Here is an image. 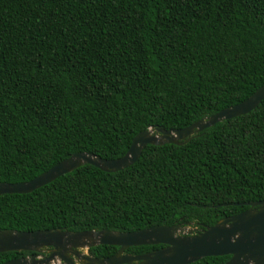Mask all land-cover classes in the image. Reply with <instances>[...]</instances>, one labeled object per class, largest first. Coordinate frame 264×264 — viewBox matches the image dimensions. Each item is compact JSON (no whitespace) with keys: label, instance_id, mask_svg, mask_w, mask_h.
Wrapping results in <instances>:
<instances>
[{"label":"trees","instance_id":"trees-1","mask_svg":"<svg viewBox=\"0 0 264 264\" xmlns=\"http://www.w3.org/2000/svg\"><path fill=\"white\" fill-rule=\"evenodd\" d=\"M263 84L264 0H0V183L29 181L75 153L119 158L137 133L185 128ZM258 201L264 99L184 145H146L123 170L83 165L0 195V230L202 231ZM29 254L0 253V264Z\"/></svg>","mask_w":264,"mask_h":264},{"label":"water","instance_id":"water-1","mask_svg":"<svg viewBox=\"0 0 264 264\" xmlns=\"http://www.w3.org/2000/svg\"><path fill=\"white\" fill-rule=\"evenodd\" d=\"M263 99L264 84L240 103L185 128L168 131L153 128L137 133L119 158L105 160L89 153L71 154L29 181L0 183V195L28 194L83 165L105 173L123 170L139 158L146 145H184L216 123L247 114ZM244 205L248 207L245 211L222 218L199 232L177 224L152 226L130 233L0 230V253H30L1 264H190L202 258L220 256H229L223 264H264V201ZM147 245L163 247L140 255L124 254L130 247ZM95 246H113L117 250L107 258L97 259L87 255V250ZM45 248H49L48 254L37 256Z\"/></svg>","mask_w":264,"mask_h":264},{"label":"flooded vegetation","instance_id":"flooded-vegetation-1","mask_svg":"<svg viewBox=\"0 0 264 264\" xmlns=\"http://www.w3.org/2000/svg\"><path fill=\"white\" fill-rule=\"evenodd\" d=\"M179 226H180V225H179ZM161 247H163V246H158V247H156L155 249L150 250V251H154V250L159 249V248H161ZM48 250H49V248H45V249L40 250V252L37 253V256H39V257H45V256L48 254ZM150 251H148V252H150ZM148 252H145V253H148ZM145 253H142V254H145ZM124 254H126V253H124ZM129 255H130V254H129ZM138 255H140V254H138ZM27 256H28V255H27Z\"/></svg>","mask_w":264,"mask_h":264},{"label":"rangeland","instance_id":"rangeland-1","mask_svg":"<svg viewBox=\"0 0 264 264\" xmlns=\"http://www.w3.org/2000/svg\"><path fill=\"white\" fill-rule=\"evenodd\" d=\"M181 227H185L184 229H186V230L189 229V228H190V229H193V228H194V227H192L191 224H186V225L181 226ZM183 231H184V230H183ZM83 252H86V251L83 250ZM87 255H88V253H87ZM88 256H89V255H88ZM90 257H91V256H90Z\"/></svg>","mask_w":264,"mask_h":264},{"label":"clouds","instance_id":"clouds-1","mask_svg":"<svg viewBox=\"0 0 264 264\" xmlns=\"http://www.w3.org/2000/svg\"><path fill=\"white\" fill-rule=\"evenodd\" d=\"M194 229H195V228H194ZM195 230H196V229H195ZM196 232H199V231L196 230Z\"/></svg>","mask_w":264,"mask_h":264}]
</instances>
